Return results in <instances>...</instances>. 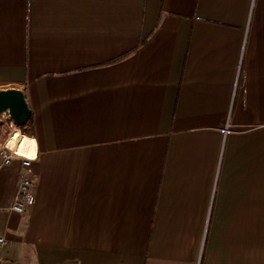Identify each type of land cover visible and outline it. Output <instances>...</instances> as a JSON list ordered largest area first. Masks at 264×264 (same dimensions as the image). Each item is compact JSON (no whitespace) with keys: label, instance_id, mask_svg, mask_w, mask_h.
<instances>
[{"label":"crops","instance_id":"crops-1","mask_svg":"<svg viewBox=\"0 0 264 264\" xmlns=\"http://www.w3.org/2000/svg\"><path fill=\"white\" fill-rule=\"evenodd\" d=\"M0 87L1 264H264V0H0Z\"/></svg>","mask_w":264,"mask_h":264},{"label":"built area","instance_id":"built-area-1","mask_svg":"<svg viewBox=\"0 0 264 264\" xmlns=\"http://www.w3.org/2000/svg\"><path fill=\"white\" fill-rule=\"evenodd\" d=\"M230 132L228 122L222 129V134ZM36 159V155H24L21 151L11 147L8 141L0 146V171L4 166L9 165L13 160H19L24 168L30 166V163ZM36 178L32 175L23 174L19 177L16 185V191L10 209L18 214L26 213L35 203ZM5 245V239L0 236V264L3 262L1 256L2 248Z\"/></svg>","mask_w":264,"mask_h":264},{"label":"water","instance_id":"water-1","mask_svg":"<svg viewBox=\"0 0 264 264\" xmlns=\"http://www.w3.org/2000/svg\"><path fill=\"white\" fill-rule=\"evenodd\" d=\"M7 113L15 126L24 127L30 118V110L22 91L0 87V115Z\"/></svg>","mask_w":264,"mask_h":264},{"label":"bare ground","instance_id":"bare-ground-1","mask_svg":"<svg viewBox=\"0 0 264 264\" xmlns=\"http://www.w3.org/2000/svg\"><path fill=\"white\" fill-rule=\"evenodd\" d=\"M33 138L31 136L21 135L18 131L11 134L9 145L24 155H33Z\"/></svg>","mask_w":264,"mask_h":264},{"label":"rangeland","instance_id":"rangeland-1","mask_svg":"<svg viewBox=\"0 0 264 264\" xmlns=\"http://www.w3.org/2000/svg\"><path fill=\"white\" fill-rule=\"evenodd\" d=\"M18 131L21 135H28L23 127L15 126L7 113L0 115V146L11 137V134Z\"/></svg>","mask_w":264,"mask_h":264}]
</instances>
